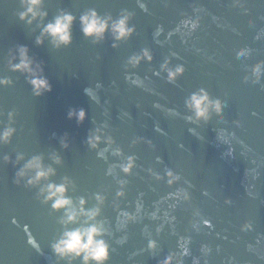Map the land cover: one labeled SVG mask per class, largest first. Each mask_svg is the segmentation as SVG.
I'll use <instances>...</instances> for the list:
<instances>
[{
  "label": "water",
  "instance_id": "obj_1",
  "mask_svg": "<svg viewBox=\"0 0 264 264\" xmlns=\"http://www.w3.org/2000/svg\"><path fill=\"white\" fill-rule=\"evenodd\" d=\"M90 10L129 13L133 35L85 37ZM25 11L0 0V81H11L0 84V135L14 130L0 141V264H68L53 244L92 223L109 264H264V0H44L47 18L31 25ZM62 12L76 18L72 43L37 44ZM21 47L50 92L35 95L32 77L12 70ZM165 64L184 74L170 82ZM201 90L221 101L208 120L188 106ZM34 157L55 175L30 186L34 171L17 174ZM66 178L77 210L81 199L99 208L94 221L65 223L45 203L41 190Z\"/></svg>",
  "mask_w": 264,
  "mask_h": 264
},
{
  "label": "clouds",
  "instance_id": "obj_2",
  "mask_svg": "<svg viewBox=\"0 0 264 264\" xmlns=\"http://www.w3.org/2000/svg\"><path fill=\"white\" fill-rule=\"evenodd\" d=\"M26 11L20 14V19L26 21L29 25L34 23L38 19H46L47 13L42 11L44 0H23ZM131 15L124 13L120 19L113 20L111 16L101 17L95 10H90L88 13L80 17V24L82 32L85 37L93 39L96 42L103 40L106 34L111 31L114 40L123 41L130 38L135 29L129 27ZM76 18L67 12H62L55 18L53 22L48 23L43 27L41 37L37 39V44L43 45L44 39L50 37L55 47L69 46L72 43V27ZM118 44H114L113 47H117ZM243 53H238L242 55ZM144 58H147L150 62L152 56L148 51L144 52ZM15 59V57H14ZM139 57L133 59L132 63L138 65L140 62ZM12 70L17 72L27 73L32 77L29 83L33 86L35 95L41 96L44 92H50L51 85L49 81L42 76L43 69L40 65L30 57L29 49L27 47L19 48V63L11 64ZM164 71L168 72L170 82H174L178 76L184 74L183 67H177L175 71L168 68L165 64L162 66ZM261 73V67L258 65L254 69V74L259 80ZM11 81L3 80L0 84H9ZM188 106L195 110L197 119L208 120L210 117V109H214L216 112L220 111L221 101H212L206 91L201 90L200 94L193 95ZM77 115L76 113H70V117ZM78 119L82 123L86 119V113L81 110L78 114ZM14 130L9 128L2 135H0V141L7 143L12 137ZM99 137L90 139V143L93 147L96 146V142ZM67 147V144L64 145ZM23 159V157H19ZM57 164L61 163L58 156L54 157ZM134 166L133 161L130 159L127 167L124 168L126 173H130ZM28 171H34L35 176L28 180V184L36 185L41 181L49 180L50 177L55 175V170L51 167L45 168L41 157H34L29 161L24 169H22L17 175L19 178L25 177ZM170 183L172 182V173L169 174ZM19 183V180L17 181ZM71 184L67 178L63 184L57 185L48 183L46 188L41 190V194L45 197V203H51L54 211H63L66 217L65 223H74L81 216L86 217L88 221H94L99 215V208L94 210H86V201L80 200V208L76 209L74 202L68 197V189ZM123 195V193H121ZM102 201L101 197H97ZM103 236L102 228L92 223L90 226L76 229L74 231H66L63 237L53 244V251L62 259L67 260L68 264H72L74 259L82 258L83 264H109L110 261V247L106 243ZM155 248V244L150 245Z\"/></svg>",
  "mask_w": 264,
  "mask_h": 264
}]
</instances>
